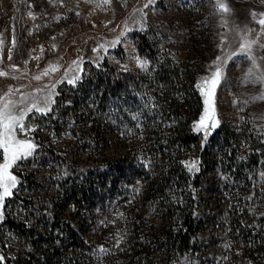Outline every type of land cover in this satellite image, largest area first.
I'll return each mask as SVG.
<instances>
[{
    "label": "trees",
    "instance_id": "obj_1",
    "mask_svg": "<svg viewBox=\"0 0 264 264\" xmlns=\"http://www.w3.org/2000/svg\"><path fill=\"white\" fill-rule=\"evenodd\" d=\"M149 34L133 36L140 56L146 55L139 41H147ZM195 52L177 61L161 58L156 50L148 57L147 73L123 71L104 61L63 92L62 105L72 101L73 109L86 103L93 107L80 119L91 121L81 140L94 156V172L81 186H66L61 196L70 194L81 209L102 204L90 224L81 220L74 228L62 223L65 264H221L209 255L216 243L225 245L227 264H264V142L253 130L222 126L202 144L193 128L203 111ZM55 113L56 108L50 117ZM108 117L114 125L107 124ZM108 133H114V140ZM112 144L124 151L105 157L104 148ZM193 152L196 174L186 166ZM8 224L40 250V232L12 219ZM89 230L94 242L87 240ZM52 246L41 249L42 257L35 253L12 262L53 264ZM71 247L75 258L66 256ZM162 252L166 259L161 262L157 255Z\"/></svg>",
    "mask_w": 264,
    "mask_h": 264
},
{
    "label": "rangeland",
    "instance_id": "obj_2",
    "mask_svg": "<svg viewBox=\"0 0 264 264\" xmlns=\"http://www.w3.org/2000/svg\"><path fill=\"white\" fill-rule=\"evenodd\" d=\"M225 2L230 14L219 12L215 0H151V3L149 0H110L108 3L105 0H0V71L7 73L0 77V97L9 90V98L14 101L21 95L41 98L52 95L55 102L51 107L56 108L53 117H50L52 111L46 116L29 114L26 123L35 126L36 131L27 136L17 133L20 139H33L38 147L33 156L12 169L19 184L13 196L5 200L4 219L0 221L3 264H16L12 261L17 257L29 260L28 255L35 253L42 257L41 249L46 251L50 242L51 250L55 251L53 264H65L62 253L66 236L62 223L74 228L81 220L90 224L102 208L98 203L94 208L81 209L70 194L61 196L66 186L79 187L94 172V156L88 144L81 140L82 132L91 126V121L87 117L80 119L93 107L86 103L73 109L72 101L61 104L63 92L81 82L92 66L107 61L123 71L147 73L151 64L148 57L154 51L158 50L163 59L183 61L195 49L199 57L196 87L204 101L198 86L202 87L203 81L215 71L220 58L223 75L215 93L219 124L210 129L207 139L203 132L196 131L204 113L203 102V111L193 125L195 133L205 144L222 126L237 131L245 127L255 131L264 142V80L257 79L264 73V47L259 46L264 45V30L257 23L264 14V0ZM145 4L149 6L145 8ZM144 31L150 34L147 41H139L146 55L140 56L133 36ZM245 35L249 40H257L252 53L259 68L253 69L251 76L248 70L253 67L252 61L243 54L233 55L239 53ZM31 51L37 56L34 62L28 60ZM139 62H146L145 67L141 68ZM37 76L41 78L35 79ZM75 76L79 77L76 83H68ZM79 94L77 91L72 96ZM115 105L113 101L108 112ZM107 120L108 125H114L111 117ZM108 139L114 140V133H108ZM123 151L124 147L112 144L103 153L105 157H113ZM193 161L198 162L194 152L186 161L188 169ZM190 172L196 174L199 168ZM124 187L119 182L118 188ZM137 196H141L140 190ZM218 206L224 209L223 205ZM223 213L219 217L221 224ZM11 219L16 224H24L28 230L40 232L43 236L37 243L40 250L32 247V239L11 229L8 224ZM86 237L94 242L96 236L89 230ZM224 248L225 245L214 244L210 259L227 264L229 258L224 255ZM72 251V247L68 248L66 256L75 258ZM157 259L164 261L165 252L157 255Z\"/></svg>",
    "mask_w": 264,
    "mask_h": 264
},
{
    "label": "snow or ice",
    "instance_id": "obj_3",
    "mask_svg": "<svg viewBox=\"0 0 264 264\" xmlns=\"http://www.w3.org/2000/svg\"><path fill=\"white\" fill-rule=\"evenodd\" d=\"M106 3L110 0H105ZM151 3V0H149ZM217 10L221 13L230 14V9L225 0H215ZM149 4H145L147 8ZM257 23L261 25L264 30V14H261ZM255 17V13H253ZM251 30H249L250 32ZM116 43V42H113ZM257 40H249L247 35L242 37L239 53L247 56L252 61L253 67L248 70V74L253 75V69H258L259 65L256 63V58L252 53L253 45ZM264 47V45H259ZM98 51V49H97ZM9 59L11 57L9 56ZM146 62H139L141 68L145 67ZM45 75L48 74L46 71ZM222 68L220 58L217 59L215 71L210 77L203 81V86L200 88L201 94L204 97V113L196 125L197 132H203L205 139L210 134V129H215L219 124L216 118L215 110V93L218 85L222 80ZM7 76V73L0 71V77ZM41 77L37 76L35 79L39 80ZM79 79L75 76L68 80V83L75 84ZM257 79L264 80V73L257 77ZM19 91V90H17ZM11 90L8 94L0 97V221L4 219L5 200L13 196L14 190L18 187L19 181L12 169L19 166V162L27 160L33 156L38 145L34 143L33 139H20L17 136L19 132L22 136H27L29 133L36 131L35 126L26 123L29 114L35 113L37 115H48L52 111L51 105L55 102L52 95H45L43 98L38 95L24 96L21 95L18 101L10 99ZM198 162L193 161L189 165L190 171H198ZM264 176V173L261 174ZM98 251L105 252L106 250L100 248ZM4 256L0 255V264H3Z\"/></svg>",
    "mask_w": 264,
    "mask_h": 264
},
{
    "label": "bare ground",
    "instance_id": "obj_4",
    "mask_svg": "<svg viewBox=\"0 0 264 264\" xmlns=\"http://www.w3.org/2000/svg\"><path fill=\"white\" fill-rule=\"evenodd\" d=\"M31 19V18H30ZM37 54V53H36ZM37 57V56H36ZM36 57L33 55V56H31V58L30 59H32L33 60V62L36 60Z\"/></svg>",
    "mask_w": 264,
    "mask_h": 264
},
{
    "label": "crops",
    "instance_id": "obj_5",
    "mask_svg": "<svg viewBox=\"0 0 264 264\" xmlns=\"http://www.w3.org/2000/svg\"><path fill=\"white\" fill-rule=\"evenodd\" d=\"M31 56H33V52L32 51H31L30 56L28 57V60L31 58Z\"/></svg>",
    "mask_w": 264,
    "mask_h": 264
}]
</instances>
